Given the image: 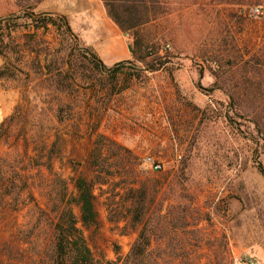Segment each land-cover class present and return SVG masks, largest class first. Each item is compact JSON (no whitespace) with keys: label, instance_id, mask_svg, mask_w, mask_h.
<instances>
[{"label":"rangeland","instance_id":"374dc122","mask_svg":"<svg viewBox=\"0 0 264 264\" xmlns=\"http://www.w3.org/2000/svg\"><path fill=\"white\" fill-rule=\"evenodd\" d=\"M44 1L0 0V15L38 13ZM164 1L165 20L149 29L164 36L158 70H143L153 65L147 59L100 72L75 50L70 92H54L40 74L66 68L55 29L25 36L19 20L4 40L13 76L2 80L10 110L0 122V169L12 192L0 187V263L38 262L52 242L53 211L63 195L75 197L73 179H95L89 155L102 136L100 162L114 176L98 174L106 183L93 187L98 224H77L96 261L121 263L133 244L127 191L117 187L136 181L152 200L139 225L150 237L149 261L264 264V177L256 168L264 169V82L245 73L264 42V0ZM255 7L261 14H251ZM110 141L130 152L120 165L115 153L123 152Z\"/></svg>","mask_w":264,"mask_h":264},{"label":"trees","instance_id":"16d2710c","mask_svg":"<svg viewBox=\"0 0 264 264\" xmlns=\"http://www.w3.org/2000/svg\"><path fill=\"white\" fill-rule=\"evenodd\" d=\"M103 4L105 12L109 19L115 24L118 30L131 38L129 44L130 60L132 63L145 62L147 59L153 61V65L147 67V71L158 70L163 61L160 60L158 49L159 44L163 41L162 34L150 32V27L159 20H165L168 9L164 0H100ZM23 20L27 22L24 28L28 33L25 36H34L38 30H46L49 26L55 29L61 37V43L65 42L68 53L66 62L62 67H50L47 65L45 73L42 75L49 76L50 87L54 92H70L76 80L78 67L71 60L75 56L74 51H78V56L87 59L92 68L100 72L119 71L122 68V63H117L113 68L106 67L97 56L88 48H79L77 38L72 33L66 18L62 15H54L50 12H30L25 14L10 13L0 17V56L6 59L8 46L4 44V40L10 39L12 34L18 30L20 25L17 21ZM32 31V32H31ZM31 32V33H29ZM31 37V38H32ZM33 52V49H28ZM82 51L83 53H79ZM36 54H38L36 52ZM253 62L249 64L247 71L256 85L264 82V42L257 50L255 56L251 58ZM135 66V65H134ZM7 63L4 61L0 67V80H5L12 77ZM132 79H140L138 75L131 77ZM129 78V79H131ZM254 87V85H253ZM125 87L119 89L123 90ZM258 86L254 87L255 92L259 91ZM247 91L244 94L247 95ZM264 98V94L261 95ZM57 122H62L64 116L60 109L55 114ZM104 137L99 136L94 147L89 155L91 159L92 171L96 173L95 179H88L85 175H78L73 179V188L75 197L71 201H64V195L61 198V208H56L53 211V218L50 220V228L52 231V242L44 249L36 264H157L149 261L150 257V237L146 233V228L143 226L139 229V225L143 222L149 210V205L152 200L146 199V190L143 186H138L136 181L130 185H119L117 188L127 191V196L124 198L123 208L126 216L131 222V228L136 232V237L131 245L127 255L121 263L119 259L115 261H96L85 241L82 231L77 226L80 222L83 228H89L98 224L97 213L94 207L93 187L95 184H105L106 181L98 179L100 173L106 172L107 176L113 177V172L110 168L104 167L100 159H104L105 146L102 143ZM123 152H116L115 156L119 165L123 160V155H130L128 150L121 146L109 142ZM102 159V160H103ZM105 160V159H104ZM258 172L264 177V169L258 162L256 165ZM10 178V177H9ZM7 174L0 169V187L4 189V196H10L11 180ZM9 188V189H8ZM78 208L79 217L74 213L73 207ZM2 264V263H0Z\"/></svg>","mask_w":264,"mask_h":264},{"label":"crops","instance_id":"0c3cea01","mask_svg":"<svg viewBox=\"0 0 264 264\" xmlns=\"http://www.w3.org/2000/svg\"><path fill=\"white\" fill-rule=\"evenodd\" d=\"M37 9L64 16L81 45L90 49L105 66L130 60L129 39L109 19L100 0H45ZM3 62L0 56V67ZM5 96L0 80V122L10 110Z\"/></svg>","mask_w":264,"mask_h":264},{"label":"built area","instance_id":"2783aa9c","mask_svg":"<svg viewBox=\"0 0 264 264\" xmlns=\"http://www.w3.org/2000/svg\"><path fill=\"white\" fill-rule=\"evenodd\" d=\"M250 12H251V14H253V15H259V14H261L260 7H255V8H253V9H251ZM154 168L157 169L158 166L155 165ZM244 264H254V263H253L252 261H250V260H247Z\"/></svg>","mask_w":264,"mask_h":264}]
</instances>
